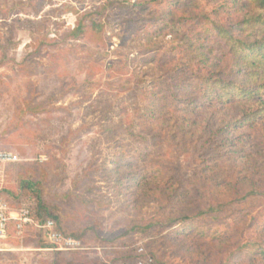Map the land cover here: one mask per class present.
I'll return each mask as SVG.
<instances>
[{
  "label": "rangeland",
  "instance_id": "374dc122",
  "mask_svg": "<svg viewBox=\"0 0 264 264\" xmlns=\"http://www.w3.org/2000/svg\"><path fill=\"white\" fill-rule=\"evenodd\" d=\"M244 12L230 0H0V151L18 158L0 164V202L34 215L40 198L85 248L57 252L10 227L0 264H264V121L236 128L241 107H195L182 89L205 30ZM75 13L103 27L104 46L66 39ZM209 208L194 221L204 239L167 224Z\"/></svg>",
  "mask_w": 264,
  "mask_h": 264
},
{
  "label": "trees",
  "instance_id": "16d2710c",
  "mask_svg": "<svg viewBox=\"0 0 264 264\" xmlns=\"http://www.w3.org/2000/svg\"><path fill=\"white\" fill-rule=\"evenodd\" d=\"M233 5L244 9L241 20L231 24H210V32L205 30L207 43L199 44L198 52L201 66L198 68L196 83L182 87L186 95H197L195 107L203 105H219L222 107L238 106L242 108L241 117L234 123L236 128H253L264 121V0H230ZM74 27L66 34V39L71 41H83L99 47L104 46V29L93 22L86 24V18L90 14L75 13ZM204 40V38H203ZM201 42V41H199ZM217 45L218 49H215ZM216 52H215V51ZM188 89L192 92L188 93ZM188 102H184L187 105ZM35 111V109H33ZM141 180V178H140ZM139 180V181H140ZM141 184V183H140ZM138 184V185H140ZM32 184L26 183L25 188L32 191ZM1 191V190H0ZM36 214L32 215L40 223L52 221L56 232L64 237L79 241L82 246L81 236L65 234L60 228L58 218L51 213L40 198H38ZM220 208H209L192 216H184L179 219L169 218L167 224L173 227L178 223L181 225V235L193 237L198 235L204 239L206 235L195 224V220L205 215L217 213ZM14 224H9L8 229ZM152 227L132 226L128 233H146ZM7 229V232H8ZM36 230L32 226H25L23 233ZM178 233V230L174 231ZM261 234V233H260ZM255 246V255L264 262V232ZM250 245L241 246L247 249ZM82 253V252H74ZM79 260V257H78ZM76 261L63 260L61 254H56L52 264H81Z\"/></svg>",
  "mask_w": 264,
  "mask_h": 264
},
{
  "label": "built area",
  "instance_id": "2783aa9c",
  "mask_svg": "<svg viewBox=\"0 0 264 264\" xmlns=\"http://www.w3.org/2000/svg\"><path fill=\"white\" fill-rule=\"evenodd\" d=\"M18 161V158L11 152L0 151V164H12ZM2 185V175L0 174V190ZM13 222L18 235H21L25 226H32L42 233L44 239L57 252H81L85 248L79 241L64 237L54 229L52 221L40 223L33 219L28 209H21L17 214H9L7 207L0 202V243L7 237L9 222Z\"/></svg>",
  "mask_w": 264,
  "mask_h": 264
}]
</instances>
